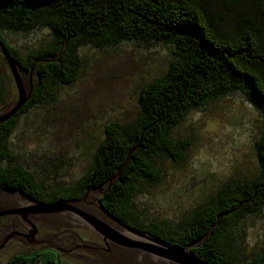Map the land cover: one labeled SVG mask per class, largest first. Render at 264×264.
I'll return each mask as SVG.
<instances>
[{
  "label": "trees",
  "instance_id": "trees-1",
  "mask_svg": "<svg viewBox=\"0 0 264 264\" xmlns=\"http://www.w3.org/2000/svg\"><path fill=\"white\" fill-rule=\"evenodd\" d=\"M213 1L0 0L1 29L27 31L41 25L53 37L22 58L0 36L19 66L25 70L35 66L37 75L28 101L0 124V187H18L43 202L78 199L89 185L108 181L136 147L118 180L99 197L111 214L135 229H145L184 247L201 239L218 214L231 210L221 216L200 245L190 249L191 253L210 264H264V253L242 260L227 240L231 227L264 207V127L254 141L258 172L239 183L221 186L214 199L195 210L181 230L149 223L143 226L132 208L136 184L160 178L153 156L164 151L176 163L182 158L188 141L171 138L170 131L191 109L238 91L264 121V0H239L237 10L232 12L234 24L226 28L211 20ZM132 40L169 44L174 48L173 57L163 77L139 89V112L131 125L106 126L105 138L90 166L74 185L49 197L19 164H3L9 156L7 139L15 118L50 96L57 84L75 80L80 63L78 47ZM34 261L33 257L15 255L8 264H36Z\"/></svg>",
  "mask_w": 264,
  "mask_h": 264
},
{
  "label": "rangeland",
  "instance_id": "rangeland-1",
  "mask_svg": "<svg viewBox=\"0 0 264 264\" xmlns=\"http://www.w3.org/2000/svg\"><path fill=\"white\" fill-rule=\"evenodd\" d=\"M238 5L239 0H214L211 20L221 28L231 27L232 12ZM0 36L22 58L53 38L41 25L27 31L0 28ZM173 52L169 44L137 40L78 47L80 63L75 80L57 84L50 96L15 118L7 139L9 156L3 164H19L49 197L74 185L90 166L105 138L106 126L114 123L128 128L135 120L139 89L163 77ZM17 68L27 89L33 88L35 66ZM0 95V109L16 99L15 85L1 53ZM263 127L262 115L238 91L191 109L170 131L171 138L188 141L180 161L176 163L166 152L158 151L152 162L160 178L136 184L132 208L139 223L181 230L195 210L214 199L221 186L254 176L258 172L254 141ZM98 195L90 192L92 198ZM227 240L242 260L263 254L264 207L231 227ZM17 252L25 250L11 246L1 260ZM62 261L88 264L79 258ZM34 262L59 264V259L46 249Z\"/></svg>",
  "mask_w": 264,
  "mask_h": 264
},
{
  "label": "water",
  "instance_id": "water-1",
  "mask_svg": "<svg viewBox=\"0 0 264 264\" xmlns=\"http://www.w3.org/2000/svg\"><path fill=\"white\" fill-rule=\"evenodd\" d=\"M0 53L9 68L16 89L15 101L0 109L1 124L14 116L24 106L31 97L33 88L27 89L17 68L19 64L1 41ZM135 148L127 153L125 161L108 181L100 186L89 185L85 193L78 199L52 202L37 201L32 195L18 187H11V189L0 187L1 189H8L0 190V197L13 203V205L5 207L6 209L29 205L30 207L26 209L42 218H60L64 214H69V217H82L89 228L103 238L106 251L109 254L106 259L107 264H210L195 256L190 249L200 245L210 235L212 228L218 224L221 216L227 215L231 210L218 214L215 223L209 227L201 239L180 247L125 224L103 206L99 197L107 192L118 180L120 170L126 165ZM92 191L98 192L99 195L96 198H92L90 196ZM5 213L0 212V215ZM87 252L92 254L89 251ZM128 257L131 258V261H129ZM79 259L92 264L88 257Z\"/></svg>",
  "mask_w": 264,
  "mask_h": 264
},
{
  "label": "flooded vegetation",
  "instance_id": "flooded-vegetation-1",
  "mask_svg": "<svg viewBox=\"0 0 264 264\" xmlns=\"http://www.w3.org/2000/svg\"><path fill=\"white\" fill-rule=\"evenodd\" d=\"M9 205L13 203L0 197V212H6L0 215V264H8L9 258L15 255L36 258L46 249L51 250L61 264L65 263L63 259L86 257L92 264H107L109 254L103 238L90 229L82 217L64 214L60 218L47 219L27 210L29 205L6 209ZM141 231L146 232L145 229ZM11 246H18L25 253H10L8 258L1 260L2 253Z\"/></svg>",
  "mask_w": 264,
  "mask_h": 264
}]
</instances>
